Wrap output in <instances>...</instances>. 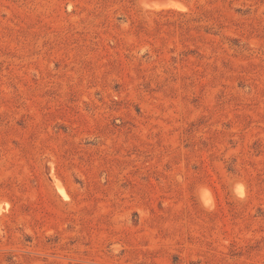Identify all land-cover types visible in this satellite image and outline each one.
Wrapping results in <instances>:
<instances>
[{"label": "rangeland", "instance_id": "obj_1", "mask_svg": "<svg viewBox=\"0 0 264 264\" xmlns=\"http://www.w3.org/2000/svg\"><path fill=\"white\" fill-rule=\"evenodd\" d=\"M0 264H264V0H0Z\"/></svg>", "mask_w": 264, "mask_h": 264}]
</instances>
